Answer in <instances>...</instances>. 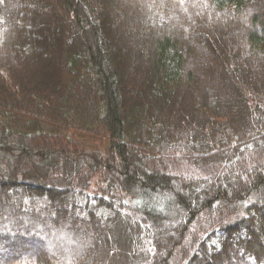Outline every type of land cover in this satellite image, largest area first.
Segmentation results:
<instances>
[{
  "label": "trees",
  "instance_id": "16d2710c",
  "mask_svg": "<svg viewBox=\"0 0 264 264\" xmlns=\"http://www.w3.org/2000/svg\"><path fill=\"white\" fill-rule=\"evenodd\" d=\"M0 264H264V0H0Z\"/></svg>",
  "mask_w": 264,
  "mask_h": 264
},
{
  "label": "rangeland",
  "instance_id": "374dc122",
  "mask_svg": "<svg viewBox=\"0 0 264 264\" xmlns=\"http://www.w3.org/2000/svg\"><path fill=\"white\" fill-rule=\"evenodd\" d=\"M75 144L79 145L82 148V145L85 146V148H88L90 151H97L99 149L98 146L105 147L106 141L103 137H98V138H90V137H81V138H76L73 141Z\"/></svg>",
  "mask_w": 264,
  "mask_h": 264
}]
</instances>
